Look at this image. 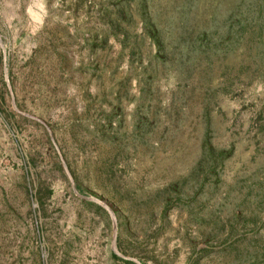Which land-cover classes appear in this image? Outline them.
<instances>
[{"label":"rangeland","instance_id":"rangeland-1","mask_svg":"<svg viewBox=\"0 0 264 264\" xmlns=\"http://www.w3.org/2000/svg\"><path fill=\"white\" fill-rule=\"evenodd\" d=\"M0 264H264V0H0Z\"/></svg>","mask_w":264,"mask_h":264}]
</instances>
